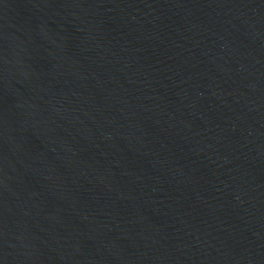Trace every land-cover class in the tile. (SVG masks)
I'll return each instance as SVG.
<instances>
[{"label": "water", "instance_id": "water-1", "mask_svg": "<svg viewBox=\"0 0 264 264\" xmlns=\"http://www.w3.org/2000/svg\"><path fill=\"white\" fill-rule=\"evenodd\" d=\"M0 264H264V0H0Z\"/></svg>", "mask_w": 264, "mask_h": 264}]
</instances>
